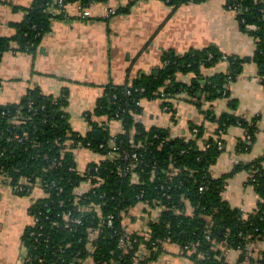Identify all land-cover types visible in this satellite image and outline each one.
Instances as JSON below:
<instances>
[{"label": "trees", "instance_id": "1", "mask_svg": "<svg viewBox=\"0 0 264 264\" xmlns=\"http://www.w3.org/2000/svg\"><path fill=\"white\" fill-rule=\"evenodd\" d=\"M57 1L33 0L25 18L13 24L15 35L0 36V60L9 51L34 52L49 30V10L58 7ZM97 1L105 0H62L60 11L70 3L88 8ZM202 1L170 0L166 4L178 7ZM226 5L235 13L240 30L255 42L251 58L226 59L214 47L181 57L168 53L158 76H142L128 88L106 89L85 116L93 128L90 133L81 135L71 130L66 97L52 98L32 89L19 102L0 105V177L4 180H0V187L19 188L14 193L20 197L28 196L35 185L45 193L28 208L36 223L21 234V264H84L88 259L95 264H131L134 254H140L145 264L154 261L167 239L180 247L194 246L195 252L186 256L192 264H231L220 256L222 251L213 249L208 231L225 249L239 252L235 264H244L246 259L249 264H264V251L256 260L247 257L248 244L264 240V155L246 165L236 164L219 178L210 172L222 152L218 143L223 144L227 128L238 126L245 131V141H240L237 150L247 152L255 140L256 119L246 121L229 114L216 120L212 117L217 124L213 134L207 136L202 126L190 125L192 137L184 139L171 138L161 129H147L134 118L141 111L142 100L167 94L184 93L197 104L202 98L212 103L228 97L225 86L235 80L247 62L257 65L264 86V0H226ZM223 60L229 64L227 74L203 76V69ZM177 73H191L194 79L190 84L180 83ZM233 103L230 101V106ZM164 104L169 113H174L170 102ZM105 119H118L123 133L111 136L101 127ZM94 130L103 135L98 142L92 138ZM111 142L118 149V158L90 163L82 172L77 169L75 150L107 155ZM131 152L137 153L138 161L134 170H127L129 161L123 157ZM239 172L247 173L248 184L258 196L255 209L246 215L221 197L227 179ZM84 183L87 190L76 193ZM140 203L162 206L163 210L156 220L147 223L145 236H137L134 231L131 247L120 249L119 239L127 229V215L122 213L128 214ZM186 203L193 208L191 214ZM108 216L112 217L110 226Z\"/></svg>", "mask_w": 264, "mask_h": 264}, {"label": "crops", "instance_id": "2", "mask_svg": "<svg viewBox=\"0 0 264 264\" xmlns=\"http://www.w3.org/2000/svg\"><path fill=\"white\" fill-rule=\"evenodd\" d=\"M32 2L0 0L1 37L15 35L13 24L25 18ZM78 6L77 3L67 4L62 12L58 7L50 8L49 30L40 38L33 53L9 51L2 55L0 105L19 102L32 89H39L52 98L66 97L68 124L72 131L85 135L93 130L85 116L108 87L128 88L142 76H158L168 53L181 57L214 47L226 59L237 60L251 58L255 52L254 40L240 30L226 0L189 2L178 7H171L162 0L97 1L84 8L87 18L81 17ZM110 10L115 13L111 14ZM228 70V62L223 60L203 69L202 74L213 77L227 74ZM193 79L191 73L176 74V80L183 84H190ZM225 88L228 97L212 103L202 98L197 104L184 93L175 94L168 100L174 113L166 109L164 98L142 100L141 111L134 118L147 129H161L170 137L184 139L192 137L190 125L202 126L207 136L213 134L217 124L212 117L216 120L229 114L246 121L256 119L255 140L247 152L237 150L240 141H245L243 129L229 126L223 134L222 152L210 168L212 177L219 178L231 172L236 164L246 165L264 155V86L258 77L257 65L244 63L241 73ZM230 101L234 102L232 106ZM103 121L101 127L111 136L123 133L119 121ZM199 146L202 148V142ZM73 157L82 172L90 163L102 162L105 156L89 149H77ZM248 177L247 173L239 172L228 178L221 193L230 207L245 215L252 212L258 202ZM86 190L87 186L82 185L78 192ZM44 196L37 185L25 197L16 195L8 186L0 187V264L22 263L21 234L33 223L28 208ZM186 209L189 214L193 212L189 203ZM126 215L130 230L143 231L147 221L155 219L158 211L150 212L143 204H138ZM263 251L264 240L250 242L247 257L256 260ZM221 255L231 264L237 263L239 258V252L225 248ZM154 264L192 262L180 254L177 244L170 243L155 257Z\"/></svg>", "mask_w": 264, "mask_h": 264}, {"label": "built area", "instance_id": "3", "mask_svg": "<svg viewBox=\"0 0 264 264\" xmlns=\"http://www.w3.org/2000/svg\"><path fill=\"white\" fill-rule=\"evenodd\" d=\"M170 0H165L164 2L165 3H168ZM62 0H58L57 1V5H58V8L59 9H61V7H62ZM78 10H79V12H80V15H81V17L82 18H87L88 17V13L86 12V10L84 9V8H82L80 5L78 6ZM110 13L111 14H114L115 12H113V11H111L110 10ZM172 98V95H170V94H167L165 97H164V99L165 100H169V99H171ZM29 107H31V103H29ZM166 109H168V108H166ZM115 120H117V121H119L118 119H115ZM120 122V121H119ZM121 123V122H120ZM133 130L131 131V135H133ZM171 138H173V137H171ZM114 143H112L111 142V144H110V146H111V151H110V153H108L107 155H103V156H105L104 157V160L103 161H105V160H115L116 158H118L119 157V154H118V149H117V147H115L114 145H113ZM218 146H219V148H221V143L219 142L218 143ZM134 147V146H133ZM125 160H128L129 161V165L127 166V170H134V168H135V164L137 163V161H138V155H137V153L136 152H131V153H127V154H125L124 155V157H123ZM85 171V170H84ZM133 176L135 177V178H137V176H135V174H133ZM0 180L1 181H4L3 180V178H1L0 177ZM83 185H86L87 186V188H88V185L86 184V183H84ZM81 187V186H80ZM79 187V188H80ZM78 188V189H79ZM78 189L76 190V193H81V192H78ZM18 190H20L19 188H12V191H13V193L14 192H16L17 193V191ZM43 190V189H42ZM204 190V187H200V191H203ZM43 192H44V190H43ZM45 194V193H44ZM140 204H143L145 207H146V209L148 210V211H150V212H152L153 210H157L158 211V215H157V217L155 218V219H152V220H150V221H154V220H156L158 217H159V215H160V213H161V211L163 210V207L162 206H153V207H151V206H149L148 204H145V203H140ZM127 212V211H126ZM126 212L124 213H122V214H124V215H126ZM32 217V220H33V223H32V226L36 223V219L33 217V216H31ZM111 216H108L107 217V223H108V225L110 226V224H111V222H110V220H111ZM75 222H79V220H76ZM127 224V229H126V233L123 235V236H121L120 237V239H119V247H120V249H123V250H128L130 247H131V242H132V237L131 236H133V233H134V231L133 230H130L129 229V227H128V223H126ZM31 226V225H30ZM137 233H136V235L137 236H145V234H146V232H147V227L143 230V231H136ZM210 231H208L207 232V239H208V241H210V243L213 245V249L214 250H218V251H223V249H224V247L222 246V244H219V243H217L216 242V240L214 239V238H212V237H210ZM95 236V233H93V234H91V238H93ZM170 243H172V242H170V240H166L165 242H163L161 245H160V253L164 250V247H165V245H167V244H170ZM179 246V245H178ZM179 249H180V254L181 255H183V256H188V255H190L191 253H194L195 252V248H194V246H185V247H180L179 246ZM222 254V253H221ZM220 256H222V255H220ZM198 257L200 258V259H204V255L203 254H198ZM142 257H141V255L140 254H134V255H132L131 256V264H143L142 263ZM247 262V263H246ZM84 264H95L93 261H92V259H88ZM104 264H115L114 262H109V263H104ZM118 264V263H117ZM145 264H154V261H152V262H147V263H145ZM244 264H249V260L248 259H246V261L244 262Z\"/></svg>", "mask_w": 264, "mask_h": 264}, {"label": "water", "instance_id": "4", "mask_svg": "<svg viewBox=\"0 0 264 264\" xmlns=\"http://www.w3.org/2000/svg\"><path fill=\"white\" fill-rule=\"evenodd\" d=\"M101 134L102 133L99 130L93 132V135H92L93 140H95L97 142L100 141L101 140ZM220 231L222 232V229Z\"/></svg>", "mask_w": 264, "mask_h": 264}, {"label": "rangeland", "instance_id": "5", "mask_svg": "<svg viewBox=\"0 0 264 264\" xmlns=\"http://www.w3.org/2000/svg\"><path fill=\"white\" fill-rule=\"evenodd\" d=\"M146 220V219H145ZM147 221V220H146ZM147 223H148V221H147Z\"/></svg>", "mask_w": 264, "mask_h": 264}]
</instances>
